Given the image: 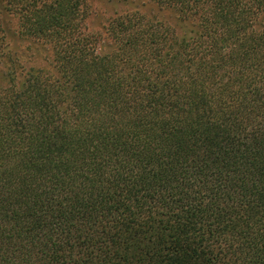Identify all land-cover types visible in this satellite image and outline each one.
Masks as SVG:
<instances>
[{
    "label": "trees",
    "instance_id": "1",
    "mask_svg": "<svg viewBox=\"0 0 264 264\" xmlns=\"http://www.w3.org/2000/svg\"><path fill=\"white\" fill-rule=\"evenodd\" d=\"M150 1L100 54L82 1L0 0V264H264V0Z\"/></svg>",
    "mask_w": 264,
    "mask_h": 264
},
{
    "label": "rangeland",
    "instance_id": "2",
    "mask_svg": "<svg viewBox=\"0 0 264 264\" xmlns=\"http://www.w3.org/2000/svg\"><path fill=\"white\" fill-rule=\"evenodd\" d=\"M86 7L87 17L84 21L86 32L97 37V51L104 54L111 50V42L106 34L108 23L115 17L128 13H139L147 19H154L169 25L176 22L171 13L160 10L150 0H80ZM1 22L6 31V52L9 57L16 59L17 66L23 70L48 69L51 62V53L47 45L31 39L20 37L18 34L17 19L7 13H2ZM3 64L0 63V86L5 85L2 76Z\"/></svg>",
    "mask_w": 264,
    "mask_h": 264
}]
</instances>
